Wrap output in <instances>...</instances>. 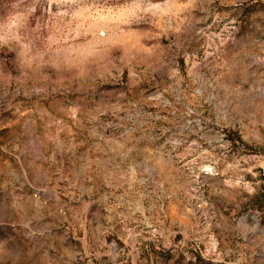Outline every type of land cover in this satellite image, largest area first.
Returning <instances> with one entry per match:
<instances>
[{"label":"rangeland","instance_id":"374dc122","mask_svg":"<svg viewBox=\"0 0 264 264\" xmlns=\"http://www.w3.org/2000/svg\"><path fill=\"white\" fill-rule=\"evenodd\" d=\"M0 264H264V0H0Z\"/></svg>","mask_w":264,"mask_h":264}]
</instances>
